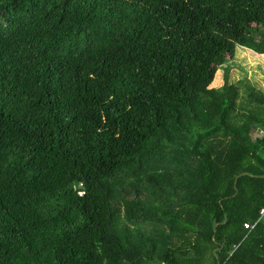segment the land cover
I'll use <instances>...</instances> for the list:
<instances>
[{"label": "trees", "instance_id": "obj_1", "mask_svg": "<svg viewBox=\"0 0 264 264\" xmlns=\"http://www.w3.org/2000/svg\"><path fill=\"white\" fill-rule=\"evenodd\" d=\"M237 46L264 0H0V264H264Z\"/></svg>", "mask_w": 264, "mask_h": 264}, {"label": "rangeland", "instance_id": "obj_2", "mask_svg": "<svg viewBox=\"0 0 264 264\" xmlns=\"http://www.w3.org/2000/svg\"><path fill=\"white\" fill-rule=\"evenodd\" d=\"M227 64L230 67L231 83L246 79L256 88L264 91V55L237 46L234 57ZM222 72L223 70L220 69L215 72L210 85L212 88H218L222 84Z\"/></svg>", "mask_w": 264, "mask_h": 264}, {"label": "built area", "instance_id": "obj_3", "mask_svg": "<svg viewBox=\"0 0 264 264\" xmlns=\"http://www.w3.org/2000/svg\"><path fill=\"white\" fill-rule=\"evenodd\" d=\"M264 211V209H262L260 212L262 213ZM254 227V225H250V223H244V228L246 229H252Z\"/></svg>", "mask_w": 264, "mask_h": 264}]
</instances>
